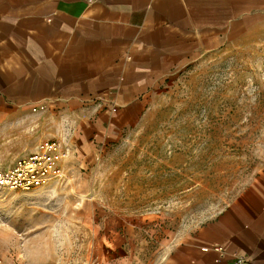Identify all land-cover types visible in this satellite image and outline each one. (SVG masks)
<instances>
[{
	"label": "crops",
	"instance_id": "1",
	"mask_svg": "<svg viewBox=\"0 0 264 264\" xmlns=\"http://www.w3.org/2000/svg\"><path fill=\"white\" fill-rule=\"evenodd\" d=\"M263 25L264 0H0V118L47 117L70 163L98 162L178 69ZM120 217L95 264H264V169L190 230Z\"/></svg>",
	"mask_w": 264,
	"mask_h": 264
},
{
	"label": "rangeland",
	"instance_id": "2",
	"mask_svg": "<svg viewBox=\"0 0 264 264\" xmlns=\"http://www.w3.org/2000/svg\"><path fill=\"white\" fill-rule=\"evenodd\" d=\"M47 119L0 118V167L57 138ZM100 155L82 165L69 156L70 179L0 190V264H95L119 215L154 216L170 233L225 208L264 169V25L178 69L139 124Z\"/></svg>",
	"mask_w": 264,
	"mask_h": 264
},
{
	"label": "built area",
	"instance_id": "3",
	"mask_svg": "<svg viewBox=\"0 0 264 264\" xmlns=\"http://www.w3.org/2000/svg\"><path fill=\"white\" fill-rule=\"evenodd\" d=\"M70 153L68 144L58 138L42 140L31 153L0 167V190H29L64 179V161ZM233 264H248V259L237 254Z\"/></svg>",
	"mask_w": 264,
	"mask_h": 264
}]
</instances>
